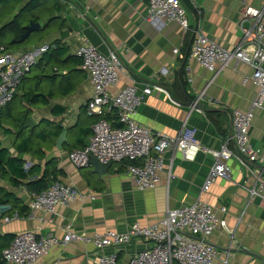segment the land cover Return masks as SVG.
<instances>
[{
  "label": "crops",
  "instance_id": "1",
  "mask_svg": "<svg viewBox=\"0 0 264 264\" xmlns=\"http://www.w3.org/2000/svg\"><path fill=\"white\" fill-rule=\"evenodd\" d=\"M183 1L187 5L190 28L199 21L204 33L225 49H232L239 42L241 33L237 21L242 0ZM263 1L245 0L255 6ZM29 2L32 6L20 18L23 28L29 22H38L41 28L35 31L33 41L13 52L19 54L41 45L49 47L55 42L60 49L55 52L50 49L41 56L16 91V96H25L28 109L23 111V116L29 117L34 126L24 127L27 130L20 128L24 122L20 120L15 99L2 122L12 133L0 127L1 147L10 156L22 159L24 169L35 167L33 175L27 178L29 181L45 174L47 184L61 181L88 197L58 205L55 214L27 208L22 215L18 207L10 209L7 204L9 209L0 214V235L14 237L18 232L31 230L61 236L67 224L75 232L87 235L108 230L122 232L134 222L141 226L156 223L167 208L199 199L213 206L233 229L232 237L221 228L209 237L220 257H227L230 264H264V198L249 194L254 176L235 159L229 161L230 177L217 178L205 192L201 191L202 185L213 164L212 156L205 151H199L193 160L184 159L179 152H167L158 184L143 191L136 189L127 173L126 161L111 163L105 173L98 174L92 165L76 168L67 159L69 151L87 144L91 125L100 117L86 112L92 85L80 69L76 54L84 42L91 43L102 54L108 48L114 49L124 64L125 71L110 88L112 93L133 81L139 85L158 84L168 90L170 98L159 90L144 98L135 115L139 124L169 136L176 135L185 124L195 129L198 143L209 149H218L231 133L230 111L251 107L256 87L244 82V77L251 73L249 65L230 64L218 72L201 66L189 56L192 40L189 30L185 32L176 21H166L160 29L147 21L148 0H0V28ZM4 7H10L5 14ZM34 15L38 16L37 21L28 20ZM174 48H178L176 53ZM162 67L167 68L166 74L159 72ZM201 91L204 97L198 104L204 113L190 110ZM33 94L38 96L33 99ZM102 110L108 119L116 114L114 108ZM58 126L60 131L67 130V141L61 149L56 147ZM29 129L38 137L34 135L29 150L22 152L18 147ZM250 140L264 154V110H254ZM0 186L20 198V204H26L29 191L24 186L2 178ZM90 195L94 198L90 199ZM221 206H226L223 214L219 212ZM149 245L142 238H133L98 250L90 242L70 241L65 246L52 247L36 264H97L101 254L112 251L117 253L118 264H127ZM213 264H222L220 258Z\"/></svg>",
  "mask_w": 264,
  "mask_h": 264
},
{
  "label": "built area",
  "instance_id": "2",
  "mask_svg": "<svg viewBox=\"0 0 264 264\" xmlns=\"http://www.w3.org/2000/svg\"><path fill=\"white\" fill-rule=\"evenodd\" d=\"M147 21L156 29H160L166 21H176L185 32L189 30L192 34L189 56L209 70L218 72L230 64L249 65L251 73L244 77V82H251L256 87L250 109L230 111L231 133L223 139L218 149L200 145L195 129L185 124L174 136L154 133L139 124L135 115L144 98L153 90L162 91L170 98L168 90L158 84L139 85L133 81L112 93L110 88L117 84L125 66L114 49L108 48L107 53L102 54L86 41L76 52L80 58L79 67L87 74L92 85L86 112L100 117L91 125L87 144L69 151L68 161L76 168L89 166L90 156H95L104 165L126 161L127 173L136 189L143 191L158 184L160 173L165 169L164 157L167 152H179L184 159L193 160L199 151H205L212 156L213 164L202 185V192L208 191L217 178L228 179L231 173L229 161L235 159L242 169L254 176L253 184L248 188L249 194L264 198V154L259 153L250 140L254 110H264V1L260 6H255L242 0L237 21L240 40L232 49H225L210 39L199 21L190 28L187 8L182 0H148ZM47 48L41 45L19 54L1 48L0 113L12 100L21 77L29 72ZM177 51L178 48L173 49L174 53ZM159 72L166 74L167 68L162 67ZM203 97L204 92L201 91L190 110L204 113L198 104ZM103 107L115 109L119 127L112 126L105 118ZM137 160L141 163L136 164ZM253 163L257 165L251 166ZM85 197L88 196L71 185L54 181L39 193H29L26 205L30 210L41 209L55 214L58 205H69ZM89 198L94 197L90 195ZM7 208V205H0V214ZM219 212L225 213L226 206H221ZM217 228L232 237L233 229L227 226L214 207L197 199L176 208H167L165 215L156 223L141 226L134 222L122 232L108 230L87 235L75 232L69 224L64 226L61 236L24 230L16 233L2 249L1 257L6 264H36L52 247L65 246L70 241L90 242L96 249L103 250L127 243L133 238H142L150 245L137 252L127 264H213L217 258L222 264H230L227 257H220L217 248L209 241ZM97 264H118L117 253L101 254Z\"/></svg>",
  "mask_w": 264,
  "mask_h": 264
},
{
  "label": "trees",
  "instance_id": "3",
  "mask_svg": "<svg viewBox=\"0 0 264 264\" xmlns=\"http://www.w3.org/2000/svg\"><path fill=\"white\" fill-rule=\"evenodd\" d=\"M182 2L187 8L186 2L183 0H182ZM31 6H32L31 2L27 3L22 8V10L19 11L16 14V16H14V18L10 22L6 23L5 25H3L0 28V52L2 51L1 48L3 50H7V48L1 42L6 34H8V35L10 34L12 36V39L13 38L17 39L24 32V28H23L24 22H21L20 18L22 16V13L27 11L29 9V7H31ZM37 19H38V16L34 15V16H32V18H30L28 20L37 21ZM50 49H52V52L59 50L60 49L59 43L55 42V43H52L51 45H49L47 50H45L41 56L43 57L44 54H47L48 50H50ZM41 56H40V58H42ZM40 58L38 59V61L40 60ZM78 60H79V64H80V59L78 58ZM36 63H34L31 66L29 72L31 71L32 67ZM29 72H27V73H29ZM25 75H23L21 77L19 83L17 84L16 91H17L19 85L21 84V81L25 77ZM37 96H38L37 94H33V99L36 98ZM15 98H16V93H14L12 100L9 101L3 107V109L0 113V127H2L4 129V131L9 132V133H12V129L4 127L2 122H3V118L6 114V110H10V104H12V102L15 100ZM105 118L112 124V126H114V127L120 126V124L118 122L117 114H114L113 118H111V119H108L107 115H105ZM20 128L25 129V130L28 129V128H24L22 126H20ZM60 132H61L60 127L59 126L56 127L55 133L59 135ZM28 133H29L28 136L20 142V146L18 147L20 149V151H22V152L29 150L28 149L29 144L31 142V138L34 135L36 137H38V134L35 133L34 130L29 129ZM39 136L41 138L44 137L41 134ZM34 170H35L34 166H32L31 168H29L27 170L24 169L23 160L20 158H17V157L10 156L7 149L1 147V142H0V178L5 179L7 181H10L13 185L24 186L26 188V190L29 191V193L30 192L39 193V192L43 191L44 189H46L50 184H47L45 174L42 175L37 180L29 181L27 178L29 176L33 175ZM20 201H21L20 198L15 197V195L12 192L7 191L5 188L0 186V205H7V204L9 205L10 204V207H9L10 209L18 207V213L24 215V213H26V211H27L28 206L26 204L25 205L20 204ZM9 208H7L6 210H8ZM12 238L13 237H11V235H4V234L0 235V264H5V262L3 261L2 257H1V250L6 245V243L8 241L10 242L12 240ZM4 240H7L6 243H4Z\"/></svg>",
  "mask_w": 264,
  "mask_h": 264
},
{
  "label": "water",
  "instance_id": "4",
  "mask_svg": "<svg viewBox=\"0 0 264 264\" xmlns=\"http://www.w3.org/2000/svg\"><path fill=\"white\" fill-rule=\"evenodd\" d=\"M41 28L40 23L38 22H29L28 25L24 26V32L20 35L18 39H13L12 42L21 43L24 41L33 31H37ZM33 127L34 122L31 121L29 117H27L23 123V127ZM67 141V130L63 129L56 140V147L61 149L62 143ZM94 167V171L98 174H103L107 171L110 164H101L95 156H90V164Z\"/></svg>",
  "mask_w": 264,
  "mask_h": 264
},
{
  "label": "rangeland",
  "instance_id": "5",
  "mask_svg": "<svg viewBox=\"0 0 264 264\" xmlns=\"http://www.w3.org/2000/svg\"><path fill=\"white\" fill-rule=\"evenodd\" d=\"M9 9H10V7H7V8L4 7L2 13L3 14L7 13ZM1 17H2V15H0V18ZM35 37H36V32L33 31L31 33V35L29 37H27L24 41H22L21 43H16V42H12L13 39H12V36L10 34L9 35L6 34L1 42L7 48L8 51L13 52V50H15V49H21V48L25 47L27 44H29L31 41H33L35 39ZM24 97L25 96L19 95V96H16V98H15L16 99L15 105L17 107L16 109H17V112H19L21 116H23L24 113L26 112V110L28 109V105H26ZM23 111H25V112L23 113ZM21 116H20V120L22 122H24L27 117L24 118V116L23 117H21Z\"/></svg>",
  "mask_w": 264,
  "mask_h": 264
}]
</instances>
